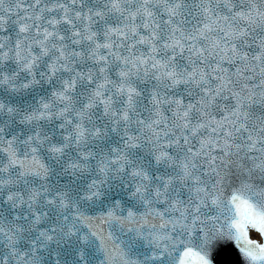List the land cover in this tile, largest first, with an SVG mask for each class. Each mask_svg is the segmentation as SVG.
Masks as SVG:
<instances>
[{
	"label": "snow or ice",
	"instance_id": "obj_1",
	"mask_svg": "<svg viewBox=\"0 0 264 264\" xmlns=\"http://www.w3.org/2000/svg\"><path fill=\"white\" fill-rule=\"evenodd\" d=\"M0 264H264V0H0Z\"/></svg>",
	"mask_w": 264,
	"mask_h": 264
},
{
	"label": "water",
	"instance_id": "obj_2",
	"mask_svg": "<svg viewBox=\"0 0 264 264\" xmlns=\"http://www.w3.org/2000/svg\"><path fill=\"white\" fill-rule=\"evenodd\" d=\"M233 256H234L236 259H239V257L235 254V252H233ZM217 259H219V256H217Z\"/></svg>",
	"mask_w": 264,
	"mask_h": 264
}]
</instances>
